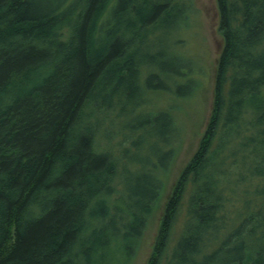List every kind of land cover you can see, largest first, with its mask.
Masks as SVG:
<instances>
[{
  "label": "trees",
  "instance_id": "obj_1",
  "mask_svg": "<svg viewBox=\"0 0 264 264\" xmlns=\"http://www.w3.org/2000/svg\"><path fill=\"white\" fill-rule=\"evenodd\" d=\"M193 5L0 0V264L131 261L180 145L166 62ZM216 8L212 110L146 264H264V0Z\"/></svg>",
  "mask_w": 264,
  "mask_h": 264
},
{
  "label": "rangeland",
  "instance_id": "obj_2",
  "mask_svg": "<svg viewBox=\"0 0 264 264\" xmlns=\"http://www.w3.org/2000/svg\"><path fill=\"white\" fill-rule=\"evenodd\" d=\"M218 20L216 0H194L193 9L180 31L178 37L180 41L174 45L177 50L175 56L178 57V65L175 62H166L167 69L168 65L175 68L183 65L179 69L184 75L177 83L182 87L183 100H173L178 108L174 111V117L181 130L180 145L164 178L163 196L133 254V258L131 261H127L121 257L113 264H146L155 242L163 205L180 171L199 145L212 110L214 76L222 48ZM155 45V53H161L163 58L173 55L167 50L164 38H158ZM161 62L163 63L162 60ZM167 102L168 100L164 96L156 99V105L160 107H163ZM179 227L180 221L175 226L171 243L176 239Z\"/></svg>",
  "mask_w": 264,
  "mask_h": 264
}]
</instances>
